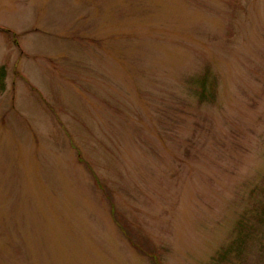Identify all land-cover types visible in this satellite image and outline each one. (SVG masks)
<instances>
[{"label": "rangeland", "instance_id": "1", "mask_svg": "<svg viewBox=\"0 0 264 264\" xmlns=\"http://www.w3.org/2000/svg\"><path fill=\"white\" fill-rule=\"evenodd\" d=\"M3 65L0 264H264V0H0Z\"/></svg>", "mask_w": 264, "mask_h": 264}, {"label": "trees", "instance_id": "2", "mask_svg": "<svg viewBox=\"0 0 264 264\" xmlns=\"http://www.w3.org/2000/svg\"><path fill=\"white\" fill-rule=\"evenodd\" d=\"M5 78H6V67L3 65L0 68V88L5 87ZM208 76H204L201 79L202 82V98L205 97V91H206V82H207ZM256 218L260 224V226H264V203L262 205V209L258 210V214H256ZM250 226L253 224L250 223ZM263 234V232H261ZM256 232L253 231L252 227H247V229L243 230L241 229L238 233L237 238L235 241H233L232 244H230L227 249L222 253V256L225 255V257L231 255L232 253H238L240 254L243 250V248L246 246V243L249 239H251V235H255ZM142 246L146 249V246L142 244ZM148 251V250H147ZM262 252H264V242H263V248L261 249ZM224 259V258H223Z\"/></svg>", "mask_w": 264, "mask_h": 264}]
</instances>
